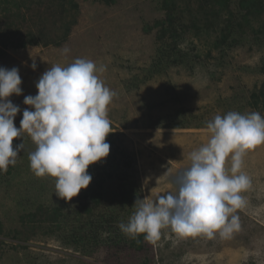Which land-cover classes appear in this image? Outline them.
I'll use <instances>...</instances> for the list:
<instances>
[{
	"label": "rangeland",
	"instance_id": "obj_1",
	"mask_svg": "<svg viewBox=\"0 0 264 264\" xmlns=\"http://www.w3.org/2000/svg\"><path fill=\"white\" fill-rule=\"evenodd\" d=\"M35 1L22 0L28 4L21 10L27 19H19V27L38 30L41 23L55 38L64 35L66 22L58 14H45L42 22L37 21L28 7L37 6ZM75 1L76 22L61 43L9 46L0 57V67L18 68L22 79V94L8 98L21 110L14 120L17 128L23 110H34L23 103L24 97L37 94L36 83L45 71L77 58L93 61L104 69L99 78L116 93L107 113L115 132L108 158L110 162L130 158L141 200L155 202L160 195L178 192V179L191 164L190 153L208 142L207 123L216 115L259 112L264 117L262 102L252 103L253 93L264 84V42L255 40L250 31L237 45L224 43L221 48L211 45L214 31L198 37L190 31L179 44L189 52L184 64L156 73L151 71L158 50L157 30L147 31L146 26L163 17L159 0ZM197 11L196 5L185 12L183 21L191 22ZM64 47L70 49L66 55L61 51ZM179 109L186 115H180L184 125L173 127L168 118L178 115ZM22 142L16 164L8 166L13 173L0 171V220L6 232L18 227L31 239L21 242L28 246L23 248L17 245L19 240L6 238L0 264H264V144L243 158L241 171L250 177L251 187L241 193L245 205L232 214L240 227L230 238L218 232L213 238L181 236L165 227L157 241L147 240L143 250L105 246L92 256H82L63 245L57 235L44 232L47 225L33 231L22 222L20 215L37 202L53 205L60 198L55 193L56 178L38 177L30 168L29 153L36 148L31 137L25 133L14 138L13 145ZM226 167L231 168L230 157Z\"/></svg>",
	"mask_w": 264,
	"mask_h": 264
},
{
	"label": "clouds",
	"instance_id": "obj_2",
	"mask_svg": "<svg viewBox=\"0 0 264 264\" xmlns=\"http://www.w3.org/2000/svg\"><path fill=\"white\" fill-rule=\"evenodd\" d=\"M62 54L70 49L64 47ZM35 70L36 65H31ZM103 67L84 58L67 66L53 65L45 71L35 96L27 95L20 127L14 124L21 111L9 97L22 94L19 69L0 67V171L15 165L23 142L14 138L28 134L36 148L29 153L30 168L38 177L56 178L55 193L71 201L92 180L89 165L106 158L111 131L108 107L116 93L105 86L98 73ZM210 139L190 153V167L179 177L177 193L160 195L155 202H135L137 210L121 231L132 238L145 234L155 242L161 229L181 236L203 234L213 238L218 232L230 238L238 230V217L232 215L245 205L241 195L251 187L250 177L241 171L248 151L264 144V117L259 112L230 111L207 123ZM231 168L226 167L228 158Z\"/></svg>",
	"mask_w": 264,
	"mask_h": 264
},
{
	"label": "trees",
	"instance_id": "obj_3",
	"mask_svg": "<svg viewBox=\"0 0 264 264\" xmlns=\"http://www.w3.org/2000/svg\"><path fill=\"white\" fill-rule=\"evenodd\" d=\"M102 1L112 4L116 0ZM35 2L37 6L29 4L28 7L30 11H34L32 13L36 15L37 21L42 22L46 15L58 14L66 22L62 26L64 35L55 38L54 32H49L41 23L38 30H22L19 19L27 18L21 10L28 4L23 5L22 0H0V57L6 54L5 48L9 46L59 44L69 34L71 25L77 19L74 13L78 9V3L75 0ZM194 3L198 8L195 17L191 22L183 21L185 12L196 6ZM157 6L163 12V17L156 18L153 25L146 26L147 31L157 30L158 50L151 72L157 73L168 66L184 64L189 52L182 50L179 44L183 35L190 31L197 37L203 33L209 36L210 31H214L216 37L211 42L214 48H221L224 43L237 45L247 31L253 34L255 40L264 42V20L261 19L264 16V0H159ZM229 39L232 42H228ZM195 55L199 56V53ZM253 96L252 103L259 105L261 101L264 107V84ZM176 113L178 115L168 118L169 125H184L181 116L184 117L185 112L179 109ZM114 136L115 132H110L106 142L111 145ZM115 157L113 155L112 158ZM110 160L107 156L89 165L88 172L92 180L71 201L59 198L53 205L37 202L34 208L26 209L20 215L22 222L33 231L36 227L47 225V231L44 232L57 235L63 245L71 247L82 256H92L105 246L109 249L143 250L147 242L145 234L132 238L119 228V224L128 223L137 210L138 205L135 202L142 201L137 182L133 181L136 178L135 173H131L132 160ZM8 172L13 173V169H8ZM29 235L31 234L18 227L6 232L5 225L0 220V249L3 248L6 238L19 240L18 246L28 248L21 242L29 241Z\"/></svg>",
	"mask_w": 264,
	"mask_h": 264
}]
</instances>
